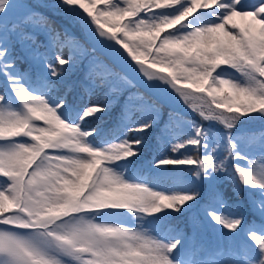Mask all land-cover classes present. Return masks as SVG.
I'll return each instance as SVG.
<instances>
[{
	"label": "snow or ice",
	"instance_id": "obj_1",
	"mask_svg": "<svg viewBox=\"0 0 264 264\" xmlns=\"http://www.w3.org/2000/svg\"><path fill=\"white\" fill-rule=\"evenodd\" d=\"M0 264H264V0H0Z\"/></svg>",
	"mask_w": 264,
	"mask_h": 264
},
{
	"label": "trees",
	"instance_id": "obj_2",
	"mask_svg": "<svg viewBox=\"0 0 264 264\" xmlns=\"http://www.w3.org/2000/svg\"><path fill=\"white\" fill-rule=\"evenodd\" d=\"M187 119H189L190 121H195L197 123L202 122L201 118L199 117V115L192 111L189 112L187 114H183ZM205 127L207 126V123L205 121H203ZM222 125H220L221 127ZM212 130H216L213 126H212ZM257 131H259V129H257ZM217 136H219V131L216 130L215 133ZM215 140H210L209 141V150H211L212 147H215ZM184 150L181 149L180 152H183ZM218 151H220V149H218ZM191 154V153H189ZM174 155V153H172L171 151V146L170 144H168L166 141L161 140L159 138L158 135H156L155 133L150 135L147 141V145L144 149L143 155L141 156V158L136 162L135 165L132 166L131 168V172L132 173H139L142 174L144 176L149 177L150 179L152 177H154L156 175V172H154L153 167H152V162H154V160L160 158L161 156H172ZM175 155H179V153H175ZM168 168H172L174 166H165ZM181 167H188V166H181ZM168 177L173 176L174 174L169 172L165 174ZM190 174L188 173H184L183 176L186 178L188 177ZM162 186L165 188H170L171 185V181L170 180H164L162 181Z\"/></svg>",
	"mask_w": 264,
	"mask_h": 264
},
{
	"label": "rangeland",
	"instance_id": "obj_3",
	"mask_svg": "<svg viewBox=\"0 0 264 264\" xmlns=\"http://www.w3.org/2000/svg\"><path fill=\"white\" fill-rule=\"evenodd\" d=\"M198 95H199V94H198ZM178 110L181 111L182 114H187V113H189V112H192L191 108L184 106L182 100H181V105H180V107H179ZM205 122L207 123V126H208V125H209V122H208V121H205ZM212 123H213V127H214L217 131H219V134L221 135V134H222V126L220 127V125H219V124H216L215 122H212ZM216 130H212V131H213L214 133H216Z\"/></svg>",
	"mask_w": 264,
	"mask_h": 264
}]
</instances>
